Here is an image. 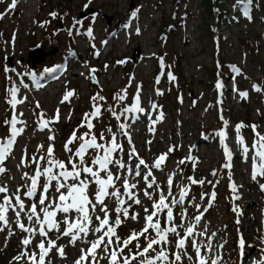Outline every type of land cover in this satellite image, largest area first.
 I'll list each match as a JSON object with an SVG mask.
<instances>
[{"label":"rangeland","instance_id":"374dc122","mask_svg":"<svg viewBox=\"0 0 264 264\" xmlns=\"http://www.w3.org/2000/svg\"><path fill=\"white\" fill-rule=\"evenodd\" d=\"M25 1L20 0L14 10H9L12 0L0 2V16L3 17L0 19V141L10 134L9 126L5 124L13 115V109L7 103L10 89L17 88L18 99L24 98L28 103L19 104L15 109L17 115L24 112L25 118L23 115L19 119L26 123L17 125L24 128V132L5 161L7 171L0 174V186L6 185L9 195L20 188L18 194L26 205L34 202L35 198L30 201L24 195L30 181L22 179L24 173L34 174L36 165L31 163V157L45 154L52 145L55 159L65 163L74 159L72 153L64 151L70 137L68 132L75 130L81 135L87 131L80 127L84 114L91 113L93 104H97L101 115L92 120V134L96 135L98 143L106 146L113 134L117 136L123 151L114 153V159L133 167L138 159H143L151 168L158 156L167 153L162 170L151 169L153 176L165 191L167 179L172 176V191L176 195L180 187L187 185L190 189L183 205L186 210L183 228L179 231L183 233L187 227L196 224L194 217L202 215L193 238L208 264L213 259L217 264H261L264 261V191L259 185L264 179H251L252 153L246 162L237 143L235 126L241 123L257 125V131L264 134V0H251L247 4L250 19L244 16L240 6L234 7L237 0H223L222 21L216 19V9L204 8V0H91L90 3L89 0H41L39 7V0L29 4ZM133 12H136L134 18ZM51 13H56V17ZM22 21L25 23L19 26ZM168 24L174 28L166 34L162 27ZM89 29L96 39L93 43L88 40ZM117 30H120L118 34ZM35 46H38V56L42 55L43 62L38 61L31 67L28 55ZM137 51L139 59L135 63L133 55ZM74 52L78 53L79 61ZM169 65L172 72L168 71ZM233 66L239 69V75L233 71ZM63 68L66 71L63 76H58L53 88L52 84L39 88L38 100L36 93L31 92L32 88L44 79L60 74ZM92 68L96 70L94 73ZM168 72L174 80H169ZM33 75H36L35 79H32ZM93 76L96 82H93ZM158 77L159 83L156 82ZM218 82L221 84L219 89L216 87ZM25 83L27 86L22 88ZM253 85L262 91L256 92ZM138 89L140 106L145 111L126 113L124 109L132 106ZM68 91H73L74 96L61 103ZM158 91L162 95H158ZM240 92H247V98L241 97ZM96 96L103 100L94 101L92 98ZM121 96H124L123 100ZM37 103L40 108H36ZM153 104L157 106L155 110ZM57 109L59 122L49 125L52 131L38 130L39 113H44L45 119H52ZM112 112L121 119L118 121ZM161 112L163 119L158 120ZM135 117L146 123L133 122ZM120 123L126 125L131 144L119 129ZM108 128L112 132H108ZM150 128L154 130L150 131ZM221 130L227 134L225 143L232 153L231 168L227 170L223 167L227 160L216 135ZM101 133L105 140H100ZM49 135L55 139L48 140ZM239 135L249 147L256 138L251 127L241 129ZM39 145L44 147L38 151ZM69 147L72 149L73 144ZM132 147L138 156L129 160ZM169 148L174 150L169 152ZM90 155L85 159L89 160ZM187 155L192 161L186 160ZM22 158H25L24 164H21ZM197 158L202 160L200 165L195 163ZM181 160L186 162L180 164ZM41 166L46 165L42 162ZM110 169L115 173L112 166ZM148 170L142 168V173ZM214 171L215 176L212 175ZM120 174L127 175L123 170ZM190 176L205 180L204 185L191 184L187 179ZM128 178L132 180V177ZM209 180L212 183L206 185ZM233 183L237 188L235 193L231 190ZM94 187L90 184L89 191ZM142 187L143 181L138 185V188ZM213 192L215 199L211 200ZM202 194L204 199H201ZM138 196L142 204H132L130 215L139 213L140 219L124 220L117 229L121 239H127L131 231H139L143 226V206L151 201L142 192L138 191ZM234 208L237 211H233ZM173 211L179 224L181 208L177 206ZM8 215L11 222L14 213L10 211ZM60 215L63 214L58 213V219ZM23 222L28 227L33 226L26 219ZM18 232L15 223L0 231V264H7L14 257V245L19 244L16 251L20 253V240L26 234L20 232L18 235ZM49 235L57 245H63L65 251V258H61L53 249L48 257L52 264H74L80 256L79 249L88 247L81 240L72 246L67 237L57 239L55 233ZM37 239L40 238L33 242ZM87 239L94 237L89 235ZM140 243H144L143 238ZM209 247L211 251H208ZM174 248V244L170 245L169 251ZM104 255L98 252L99 264H108L107 259L100 258ZM187 256L193 259L189 260ZM187 256H183V264H196L190 243Z\"/></svg>","mask_w":264,"mask_h":264},{"label":"snow or ice","instance_id":"6c2138e0","mask_svg":"<svg viewBox=\"0 0 264 264\" xmlns=\"http://www.w3.org/2000/svg\"><path fill=\"white\" fill-rule=\"evenodd\" d=\"M90 2L91 0H89ZM250 2L251 0H237V5H234V7L240 6L244 16L249 19L247 4ZM16 3L17 0H12L9 6L10 9H14ZM51 15L55 18L57 14L51 13ZM135 16L136 12H133L132 17L134 18ZM2 18L0 16V19ZM88 35L91 36V29H89ZM161 67L163 68L162 59ZM5 71H8V69H5ZM91 71L94 73L96 70L92 69ZM233 71L238 75L240 74L239 69L234 66ZM174 79L175 77L169 73V80ZM93 82H96L94 76ZM156 82L159 83V77ZM216 87L217 89L221 88V84L218 82ZM252 87L256 92L262 91L257 85ZM17 93V88H11L10 99L7 101L13 109V115L10 120L5 121V124L10 128L9 136L0 141V174H4L7 171L6 167H4L5 161L12 153L13 146L17 143V138L24 132V128H18L17 125L26 123L19 119V116H23V113L17 115L15 112L17 105L24 103V98L18 99ZM157 94L162 95L159 91ZM239 95L247 98L248 93L240 92ZM73 96L74 92L68 91L61 103L69 101ZM92 99L94 101L97 99L103 100V97L96 96ZM120 99L123 100L124 96H121ZM156 107L155 104L152 105L154 110ZM36 108H40L39 103L36 104ZM124 111L126 113H143L145 111L140 106L139 89L132 106L125 108ZM100 115V106L93 104L92 112L84 114L80 125V127L86 128L87 131L78 137L74 130L69 140L65 143L64 151L72 153L74 159L70 158L67 163L55 159L52 145L48 146L45 154L39 157H31V163L36 165L34 174L24 173L22 179L26 178L30 181L24 195L30 201L35 198L34 202L26 205L21 195L18 194L21 191L20 188H17L12 195H9L8 187L6 185L0 186V194H2L0 196V225H3L0 227V231L9 228L10 223H15L20 232L26 234L20 240L22 247L19 255L13 259L16 261L26 260L27 264H52L48 257L53 249L56 250V254L61 258H65L64 246L57 245L56 240L49 235V233H55L57 239L67 237L68 243L72 246H76L78 240L88 245L87 248L79 249L80 256L74 264H99L98 252L105 254L100 258L107 259L108 264H132L133 261H137V264H183V256H187L189 243L195 252L196 264H208V261L201 255V250L196 240L193 238L195 227L200 223L202 215L194 217L196 224L187 227L183 233L179 231L180 228H183V220L186 215L183 205L190 189L187 185L180 187L179 194L176 195L172 191V176L167 179V191L161 188L153 176L151 169L162 170V165L168 158L167 153L158 156L151 168L143 159H138L134 167L119 159H114V153L123 151L122 145L117 142V136L113 134L106 146L104 143H98L96 135L92 134V129L94 128L92 120ZM112 115L118 121L121 119L120 115L115 112H112ZM39 117L38 130L44 131L47 129L51 132L52 129L49 125L59 122V109H57L52 119H45L42 112L39 113ZM157 119H163L162 112ZM221 119H223L222 116ZM224 124L227 127V121ZM245 127H251L256 137L250 147L245 144L243 136L239 135L241 129ZM257 127V125L248 126L243 123L235 126L237 143L241 146L246 162L249 158V153H252L251 179L253 181H257L258 177L264 179V134L259 133ZM119 129L124 136L128 137V142L131 144V137L125 130L126 125L120 123ZM149 130L153 131L154 129L150 128ZM107 131L112 132V129L108 128ZM216 135L220 138V144L227 160L223 167L230 169L232 153L225 143L227 134L224 130H221ZM54 139L53 135L48 136V140L52 141ZM76 140L81 141V143L78 149L73 152L69 145ZM100 140H105L104 133L100 134ZM148 143H151V141H148ZM43 147V145H39L38 151L43 149ZM89 150H92L91 155ZM173 150V148H169V152ZM89 155L90 159L86 160L85 157ZM137 156L135 147H132L129 153V160ZM186 159L191 160L192 158L188 157ZM42 162L46 166L42 167ZM185 162L186 160L179 161L180 164ZM24 163L25 158H22L21 164ZM93 166H95V169ZM110 166L116 170L115 173L110 169ZM142 168L149 170L142 173ZM121 170L125 171L127 175L122 176L120 174ZM212 175H216L215 171ZM129 176L132 177V180H129ZM42 178L43 182H41ZM187 179L194 185L203 186L205 183L204 180H196L191 176ZM229 180H231L230 174ZM117 181H119V184H117ZM141 181H143V187L138 188ZM208 183L212 182L208 181ZM90 184L95 185L91 192L89 191ZM259 187L261 191H264V183H260ZM38 188L39 195H37ZM231 190L234 193L237 192L234 183L231 185ZM138 191L142 192L148 201H151L150 204L143 206V212L145 213L143 226L139 231H131L127 239H121L117 229L124 220L138 221L140 219L139 213L133 212L130 215L132 204H142ZM124 197H127V200ZM204 198V194H202L201 199ZM236 198L238 199L239 197L237 196ZM214 199L215 193L213 192L211 200ZM109 202L112 205L111 207H109ZM177 206L181 208L179 224L176 223V216L173 211ZM197 210L199 211V206H197ZM10 211L14 213L11 222L8 215ZM233 211H237V209L234 208ZM58 213L63 214L59 216V219L57 218ZM70 213H76L77 215L69 216ZM23 219H26L33 226H26ZM203 234L200 233V235ZM89 235L93 236L94 239H87ZM170 236L174 237V239H170ZM37 237L40 239H37L36 243L33 244V240ZM141 238L144 240L143 244L140 243ZM172 244L175 245V248L169 251V246ZM29 245H32L31 249H29ZM133 248L135 251L132 250ZM125 249H128L127 253H125ZM208 251H211L210 247ZM187 258L189 260L193 259L192 256H187ZM211 264H217L216 260L213 259ZM261 264H264V261H261Z\"/></svg>","mask_w":264,"mask_h":264},{"label":"bare ground","instance_id":"6f19581e","mask_svg":"<svg viewBox=\"0 0 264 264\" xmlns=\"http://www.w3.org/2000/svg\"><path fill=\"white\" fill-rule=\"evenodd\" d=\"M19 1L20 0H17V3H16V5L19 3ZM29 1H32V0H29ZM34 2V1H33ZM21 3V2H20ZM28 4H29V2H27ZM25 4V3H24ZM25 8V7H24ZM15 9V8H14ZM13 9V10H14ZM8 10V9H7ZM9 10H11L10 8H9ZM29 10V9H28ZM100 11V10H99ZM9 12V11H8ZM7 12V13H8ZM29 13V12H28ZM27 13V14H28ZM32 14V13H31ZM26 16V15H25ZM31 16V15H30ZM10 17H12V16H10ZM22 19H24V20H26L25 19V17H23ZM13 22V21H12ZM23 23H25V21L23 22H21L20 24H19V26H23ZM8 24V23H7ZM16 25V24H15ZM14 25V26H15ZM118 31H120V30H117L116 31V33L118 34ZM120 34V33H119ZM115 37H117V35L116 36H114V38ZM116 39V38H115ZM88 40H90V42L92 41V43L96 40L95 38H94V36H89L88 35ZM99 49V48H98ZM98 49H97V51H98ZM96 51V52H97ZM9 52V51H8ZM75 53V56H78V60L77 61H79V55H78V53L76 54V52H74ZM10 57V56H9ZM69 60V59H68ZM82 64H85L84 62L82 63ZM73 67V65L72 66H70V68H72ZM233 73V72H232ZM63 76V75H62ZM244 76V75H243ZM47 77V76H46ZM39 79V78H38ZM233 79V78H232ZM55 81H58V79L56 78V77H54V79H50V78H48V79H44V83L40 86V84L39 85H36V86H34L33 88H32V90H31V92L32 93H36V96L35 97H37V99L39 100L40 99V89L39 88H44V86H46V85H48V84H52V87L51 88H53L54 87V82ZM27 82V81H26ZM26 84V83H25ZM23 85L24 87H22V88H25V86L26 85ZM49 86H51V85H49ZM27 88H29V87H27ZM23 91H24V89H23ZM29 97V96H28ZM26 99H28V98H26ZM25 99V100H26ZM30 100V99H29ZM32 101V100H31ZM25 104H28L27 103V100L24 102ZM22 113H23V115H24V118H25V114H24V112L22 111ZM132 115V114H131ZM202 115V114H201ZM130 117V116H129ZM132 117V116H131ZM200 117V116H199ZM134 119V118H133ZM202 119V118H201ZM136 121L138 122V123H141V122H143V121H141L139 118H136L135 117V120L133 121V122H135L136 123ZM143 123H146V122H143ZM135 125V124H134ZM148 126V125H147ZM131 128V127H130ZM146 130V129H145ZM137 132V131H136ZM141 132H142V130H141ZM141 136V135H140ZM137 137V136H136ZM203 138V137H202ZM203 139H205V138H203ZM229 147V150H231V148H230V146H228ZM198 148V147H197ZM189 149V148H188ZM194 150V149H193ZM190 152V151H189ZM196 152H197V149H196ZM187 158H188V155L186 156ZM186 160H188V159H186ZM190 161V160H189ZM191 161H192V159H191ZM200 162H202V160H201V158L200 159H196V162L195 163H199V165H200ZM190 164V163H189ZM131 166V165H130ZM201 166H203V165H201ZM155 170H157V169H155ZM223 170V169H222ZM225 170H227L226 168H225ZM224 170V171H225ZM158 171V170H157ZM156 171V172H157ZM223 173V172H222ZM159 174V173H158ZM213 179V178H212ZM214 180V179H213ZM205 181V180H204ZM210 181V180H209ZM218 182H216V184H217ZM208 184V182L206 183V185ZM219 184V183H218ZM213 187V186H212ZM216 188V187H215ZM251 189V188H250ZM249 189V190H250ZM255 189V188H254ZM254 192H255V190H254ZM236 196V195H235ZM237 197V196H236ZM255 202V201H254ZM145 204V203H144ZM148 205V204H147ZM30 227H32V226H30ZM219 232V231H218ZM218 232H216V233H218ZM216 233L214 234V236L216 235ZM18 235H20L21 233L20 232H18L17 233ZM23 234V233H22ZM261 237H263V236H261ZM12 239V238H11ZM261 242V241H260ZM12 243V242H11ZM14 243V242H13ZM13 243H12V245H13ZM18 244V243H17ZM33 244H35V242H33ZM31 245H29V247H30ZM19 249V244L16 246V245H14L13 246V251L15 252V254L13 255L14 257H16L17 255H19L18 253V251H16V250H18ZM256 250H258L257 248H256ZM244 255H245V252L243 253ZM264 255V254H263ZM14 257H11V261L10 262H7V264H27V261L26 260H20V261H16V260H14L13 258ZM243 258H244V256H243ZM2 263V262H1Z\"/></svg>","mask_w":264,"mask_h":264},{"label":"trees","instance_id":"16d2710c","mask_svg":"<svg viewBox=\"0 0 264 264\" xmlns=\"http://www.w3.org/2000/svg\"><path fill=\"white\" fill-rule=\"evenodd\" d=\"M204 8L207 10H217L218 16L217 19H221V13H223L224 8V2L223 0H204ZM169 26V24H168ZM167 25L165 27H162L163 30L167 31L168 29L172 28L171 26L168 27ZM168 28V29H167Z\"/></svg>","mask_w":264,"mask_h":264},{"label":"water","instance_id":"95a60500","mask_svg":"<svg viewBox=\"0 0 264 264\" xmlns=\"http://www.w3.org/2000/svg\"><path fill=\"white\" fill-rule=\"evenodd\" d=\"M38 48L37 46L35 48H32V51L30 53V55H28L29 60L32 62V66L35 65L38 61L39 62H43V57L38 56ZM134 61H137L139 59V55H138V51L134 53Z\"/></svg>","mask_w":264,"mask_h":264}]
</instances>
